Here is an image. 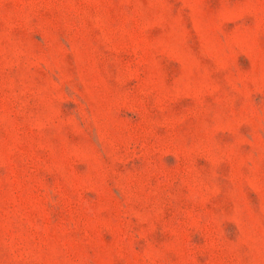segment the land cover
Wrapping results in <instances>:
<instances>
[{"label": "rangeland", "instance_id": "obj_1", "mask_svg": "<svg viewBox=\"0 0 264 264\" xmlns=\"http://www.w3.org/2000/svg\"><path fill=\"white\" fill-rule=\"evenodd\" d=\"M0 264H264V0H0Z\"/></svg>", "mask_w": 264, "mask_h": 264}]
</instances>
